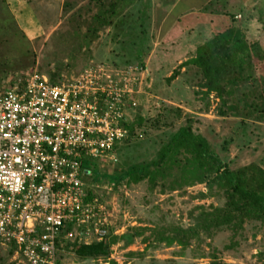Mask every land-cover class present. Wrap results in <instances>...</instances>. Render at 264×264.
<instances>
[{
	"label": "rangeland",
	"instance_id": "1",
	"mask_svg": "<svg viewBox=\"0 0 264 264\" xmlns=\"http://www.w3.org/2000/svg\"><path fill=\"white\" fill-rule=\"evenodd\" d=\"M26 1L17 23L12 0H0V92L31 72L67 82L89 67L123 73L132 92L136 106L128 121L139 114L143 124L129 144L121 142L115 149L116 162L98 164V170L117 174L127 165L155 160L167 136L187 123L230 169L253 164L264 170V110L248 107L253 101L263 108L264 102V0H135L119 3L117 14L105 24L94 23L92 15L112 0ZM234 26L257 44L253 77L227 85L230 92L221 97L205 94L199 68L187 60ZM126 67H131L127 73ZM233 70L230 65V76ZM177 159L184 162L182 155ZM178 175L174 166L152 183L98 184L95 192L101 196L107 226L116 234L133 226L141 234L129 245L120 240L111 244L105 259L82 260L61 248L58 264H264V222L259 220L199 227L185 246L155 241V230L171 235L173 227H194L202 213L226 200L214 185H175ZM91 176L83 177L84 182L89 184ZM0 264H16L1 244Z\"/></svg>",
	"mask_w": 264,
	"mask_h": 264
},
{
	"label": "built area",
	"instance_id": "2",
	"mask_svg": "<svg viewBox=\"0 0 264 264\" xmlns=\"http://www.w3.org/2000/svg\"><path fill=\"white\" fill-rule=\"evenodd\" d=\"M124 79L89 67L50 83L31 72L0 92V244L16 264H58L64 241L99 240L110 227L83 162L117 160L136 106Z\"/></svg>",
	"mask_w": 264,
	"mask_h": 264
},
{
	"label": "trees",
	"instance_id": "3",
	"mask_svg": "<svg viewBox=\"0 0 264 264\" xmlns=\"http://www.w3.org/2000/svg\"><path fill=\"white\" fill-rule=\"evenodd\" d=\"M131 1L135 0L110 1L107 8L96 13V15H92L94 16L92 18L95 19L94 23H109L110 16L116 15L118 12L117 6ZM64 4L70 6L68 2H64ZM92 28L94 27L92 26ZM256 49V42L249 41L243 31L234 26L213 36L212 39L198 47L196 55L187 62L193 63L199 68L203 79L200 85L201 88H204V93L212 91L221 97V94L230 92L229 89H226L227 85L236 84L240 80L248 81L253 77L251 59L257 57ZM138 65L141 66V62ZM230 65L234 66L232 76L228 72ZM47 78L50 83H56L52 74L47 73ZM220 102L224 104V98H221ZM257 105L251 101L248 107L262 113L264 102H262L263 108H259ZM228 107L235 109L232 103L228 104ZM142 124V117L139 114H133V119L124 124L127 128L128 137L122 143L129 144L130 138L137 136L136 127L139 128ZM156 154L155 160L127 165L117 174L108 173L105 169L100 171L96 162L93 161L91 164V161L85 160L83 165L87 166V171L92 175L89 184L87 182L86 184L89 186L103 183L114 186L119 181L137 182L143 179L152 183L156 177L164 178L165 175H169L172 167L177 166L180 175L177 176L179 181H174L175 185H179L180 182L188 184L203 182L208 189L212 185L219 188L226 199L224 204L218 208L214 207L210 212L202 213L201 219L194 227L185 229L173 227L171 228L173 231L171 235L163 230H155L153 233L155 241H163L167 245L176 242L185 246L187 237L196 233L199 227L207 230L211 226H233V224H239L245 219L264 222V170L253 164L230 169L213 151L206 139L201 134L192 131L189 123L179 126L171 132L161 143ZM178 155L183 156L184 162L182 164L177 159ZM91 196L92 190L88 188L86 199H90ZM113 230L110 226L99 240H91L87 243L64 241L58 248L57 263L61 248L69 249L82 260L105 259L111 251V244L120 240L126 246L132 242L134 237L141 234L140 228L133 226L120 234L114 233ZM145 239L142 238V240ZM7 251L12 253L11 248H8ZM110 264L116 263L110 260Z\"/></svg>",
	"mask_w": 264,
	"mask_h": 264
},
{
	"label": "crops",
	"instance_id": "4",
	"mask_svg": "<svg viewBox=\"0 0 264 264\" xmlns=\"http://www.w3.org/2000/svg\"><path fill=\"white\" fill-rule=\"evenodd\" d=\"M26 0H12V4L11 5H13V7L15 6V8H14V18H15V20H16V22L17 23H19V17H20V15H22V13H23V5L24 4H27V2L28 1H26ZM53 1H55V0H46V2H48V3H52ZM7 2V1H6ZM10 5V4H9ZM10 8V7H9ZM10 11H11V9H9Z\"/></svg>",
	"mask_w": 264,
	"mask_h": 264
}]
</instances>
